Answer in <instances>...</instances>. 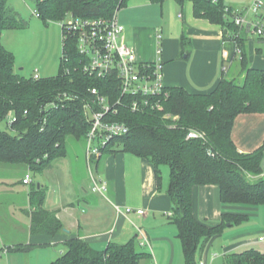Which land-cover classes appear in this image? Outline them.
I'll return each mask as SVG.
<instances>
[{"label":"trees","instance_id":"obj_1","mask_svg":"<svg viewBox=\"0 0 264 264\" xmlns=\"http://www.w3.org/2000/svg\"><path fill=\"white\" fill-rule=\"evenodd\" d=\"M25 1L35 5L44 21H64L67 15L111 18L128 0ZM152 1L162 4L166 0ZM174 1L180 6L191 2L197 18L223 26L227 31L225 38L233 45L231 58H240L243 79L224 78L209 94L167 88L169 98L164 102L163 111L132 112L125 104L115 120L124 122L130 131L113 141L97 161L117 151L145 158L156 167L159 187L160 168L169 167L168 193L185 264H198V250L202 251L220 234L232 217L225 216L223 223L214 227L197 221L192 206L194 186L218 185L224 204H264V143L251 153H242L232 139L238 116L264 114V70L250 67L246 41L242 37L244 28L235 24L234 10L227 7L224 0ZM26 26L7 0H0V163L24 165L42 172L54 161L67 156L71 138L86 141L89 124L85 105L91 98L89 89L98 87L105 92L114 84L76 72L79 56L75 45L64 39L63 55H69L72 62L65 63L62 55V70L58 76L27 78L20 75L15 71L14 53L4 46L1 37L5 30ZM67 68L71 69L70 74L66 73ZM117 98L119 92L113 94V99ZM4 123L5 129L1 127ZM191 130L202 133L203 138L187 139ZM30 198L32 205L40 206H35L31 216V234L55 238L62 233L64 226L57 214L42 208L45 189L33 188ZM64 246L65 253L51 264H144L151 259V254L142 250L137 239L128 244L111 243L105 251L94 249L81 238L69 239ZM224 264H264V251L249 248L225 255Z\"/></svg>","mask_w":264,"mask_h":264},{"label":"crops","instance_id":"obj_2","mask_svg":"<svg viewBox=\"0 0 264 264\" xmlns=\"http://www.w3.org/2000/svg\"><path fill=\"white\" fill-rule=\"evenodd\" d=\"M136 1L139 2H134L130 11L120 18L125 27L123 41L130 40L131 45L126 44L133 48L141 62L161 59L167 88L209 94L224 78L243 79L240 58H231L233 45L225 38L227 31L221 25L197 18L191 2L180 6L174 0L162 4L152 0ZM242 32L250 67L264 70V45H260L264 39L258 37V44L248 28ZM232 139L242 153H251L261 147L264 114L238 116ZM60 160L64 159L56 161ZM166 167L160 168L159 187L153 163L132 153L117 151L94 162L92 177L84 174L75 182L71 175L70 184L74 189L68 194L67 201L59 196L56 205L48 202L47 211L55 212L64 226L55 238L31 234V216L36 207L15 206L14 200L21 192L12 182L0 181V189L6 186L0 190V245L3 248L22 246L21 250L30 251L32 249L27 248L31 241L41 242L51 249L46 261L51 264L65 253L64 242L72 238H81L98 251H105L111 243L128 244L137 239L142 249L146 248L151 254L146 264H175L182 243L173 222V203L168 193L170 170ZM28 169L24 165L0 163L3 174ZM30 184H24L28 188L24 195L29 197ZM96 186L98 190H94ZM38 188L44 187L39 185ZM91 194L100 198L91 199ZM192 206L195 219L210 227L222 224L225 216L232 217L231 223L204 247L200 263L214 264L215 258L222 256L224 264L225 255L262 244L259 239L264 237V204H224L218 185H197L192 190ZM11 207L21 209L25 213L24 219L28 217L29 222L24 225L16 221L9 210ZM128 208L133 212L127 213ZM138 210L144 213L138 214ZM18 235L25 237L22 240L16 237Z\"/></svg>","mask_w":264,"mask_h":264},{"label":"built area","instance_id":"obj_3","mask_svg":"<svg viewBox=\"0 0 264 264\" xmlns=\"http://www.w3.org/2000/svg\"><path fill=\"white\" fill-rule=\"evenodd\" d=\"M264 7V0H257L254 12ZM118 9L111 18L85 19L73 15L70 20L61 23L63 39L75 45L79 63L75 71L86 77L97 80H110L114 87L103 92L98 87L89 89L91 98L85 108L89 129L86 136V155L88 161L97 160L104 155L113 141L125 136L130 129L124 122L115 120L120 108L127 104L132 112L147 110L163 111L164 102L169 98V92L164 84L163 63L161 59L155 62H141L133 48L123 41L125 27L119 19ZM234 22L241 29L253 26L242 15L234 13ZM36 17L40 15L35 11ZM253 34L264 38V26L257 22ZM238 55L240 51L238 50ZM65 63H71L69 55L64 54ZM70 74L71 69L67 68ZM39 78V77H35ZM119 92V98L113 99V94ZM127 98H130L127 99ZM203 138V134L191 130L187 139ZM24 184H30L27 175ZM94 190H98L96 186ZM131 208L127 213H131ZM143 214V210H138ZM264 244V237L259 239ZM145 246V244H143ZM200 264H204L203 262Z\"/></svg>","mask_w":264,"mask_h":264},{"label":"rangeland","instance_id":"obj_4","mask_svg":"<svg viewBox=\"0 0 264 264\" xmlns=\"http://www.w3.org/2000/svg\"><path fill=\"white\" fill-rule=\"evenodd\" d=\"M256 1L257 0H224V4L227 7H232L234 10L233 13L242 15L246 20L253 24L249 33L252 35L253 39H256L254 41L259 44L257 40L258 36L253 35L252 29L257 22H261L264 26V17H262V15H264V7H261L259 11L255 13L254 5ZM134 2L139 1L128 0L124 4L120 9L119 19L121 17L123 18V16L130 11V6L134 4ZM7 3L9 7L13 8L20 14L21 18L27 24L23 29H10L5 30L2 33V43L8 50L14 53L15 71L27 78H35L36 76L39 78H50L58 76L62 70L63 29L61 23L63 20L44 21L43 19L36 17L35 5L25 0H7ZM70 19V15L65 17V20ZM126 43L131 45L129 39L128 41L126 40ZM260 45H264V43ZM6 126L7 125L4 123L1 127L5 129ZM68 146V154L66 158H63L64 160L53 162L50 166L51 171L49 174L48 167L42 174L41 172L33 171L31 169H28L27 171H13V173L8 172L7 174L0 172V176H3V179L0 178V181L12 182L17 187V190L21 192L20 197L14 200V203L16 204L15 206L32 205L31 198L26 195L28 193V188L23 184V177L25 174H27L31 180L30 190L33 188H36L37 190L39 185L44 187L45 201L42 208L45 210H48V202H52L53 205H56L59 201V196H62L66 201L70 197L68 194L74 189L70 184L71 175L74 177L75 182L83 178L84 174H86L87 177L93 176L95 159L88 161L86 155V141L71 138ZM5 187L6 186H4L3 189H5ZM89 187L90 184L88 183L87 188ZM78 190L81 193L83 192L81 191V187H79ZM24 193H26V196ZM90 198L99 199L100 197L99 195L91 194ZM9 204L10 203H8V206ZM32 206L40 208L39 205L34 204ZM9 210L11 215L14 214L13 218L16 221L24 225L29 222L28 217H25L24 219L25 213L21 209L11 207ZM16 237L24 239L25 236L18 235ZM29 244L32 249L30 251L8 250L3 248V245H0V249L2 250L0 264H46V261L48 262V251H51V249L45 244L41 245V242L33 243V241H31ZM256 248L260 251H264L263 244H258ZM142 250L145 252L148 251L146 248ZM201 252L202 251L199 249L197 253L198 264H200L201 261ZM55 258L57 259V256H55ZM213 263L223 264L222 256L216 257ZM175 264H185L181 247L179 251V260H177Z\"/></svg>","mask_w":264,"mask_h":264},{"label":"water","instance_id":"obj_5","mask_svg":"<svg viewBox=\"0 0 264 264\" xmlns=\"http://www.w3.org/2000/svg\"><path fill=\"white\" fill-rule=\"evenodd\" d=\"M227 33V32H226Z\"/></svg>","mask_w":264,"mask_h":264}]
</instances>
